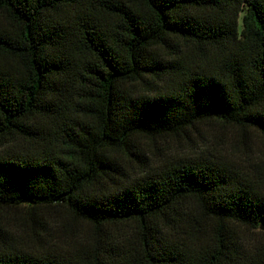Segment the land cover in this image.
<instances>
[{
	"label": "trees",
	"instance_id": "16d2710c",
	"mask_svg": "<svg viewBox=\"0 0 264 264\" xmlns=\"http://www.w3.org/2000/svg\"><path fill=\"white\" fill-rule=\"evenodd\" d=\"M206 122L264 138V0H0V264H264V158L145 156Z\"/></svg>",
	"mask_w": 264,
	"mask_h": 264
},
{
	"label": "rangeland",
	"instance_id": "374dc122",
	"mask_svg": "<svg viewBox=\"0 0 264 264\" xmlns=\"http://www.w3.org/2000/svg\"><path fill=\"white\" fill-rule=\"evenodd\" d=\"M146 149V158L154 164L164 162L170 157L180 154L195 155L211 151L253 170L251 167H254L260 159L264 158V138L256 132L244 133L231 126L206 122L199 124L196 130L190 134L189 139L185 137L170 138L167 141L157 139L149 142ZM87 230L86 224L79 223L76 225L78 233H84ZM259 231L261 230L258 229L257 232ZM55 234L61 236L58 232ZM20 235H24V233L20 231Z\"/></svg>",
	"mask_w": 264,
	"mask_h": 264
},
{
	"label": "water",
	"instance_id": "95a60500",
	"mask_svg": "<svg viewBox=\"0 0 264 264\" xmlns=\"http://www.w3.org/2000/svg\"><path fill=\"white\" fill-rule=\"evenodd\" d=\"M260 230L264 231V222L261 223Z\"/></svg>",
	"mask_w": 264,
	"mask_h": 264
}]
</instances>
